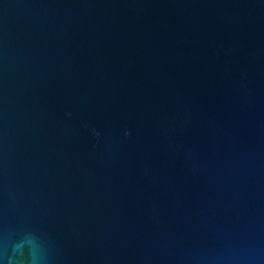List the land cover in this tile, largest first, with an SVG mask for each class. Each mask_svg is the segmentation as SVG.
Here are the masks:
<instances>
[{
    "label": "water",
    "instance_id": "obj_1",
    "mask_svg": "<svg viewBox=\"0 0 264 264\" xmlns=\"http://www.w3.org/2000/svg\"><path fill=\"white\" fill-rule=\"evenodd\" d=\"M0 264H264V0H0Z\"/></svg>",
    "mask_w": 264,
    "mask_h": 264
}]
</instances>
